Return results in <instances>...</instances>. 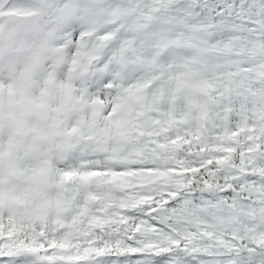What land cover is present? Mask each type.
Segmentation results:
<instances>
[{"label":"snow or ice","instance_id":"6c2138e0","mask_svg":"<svg viewBox=\"0 0 264 264\" xmlns=\"http://www.w3.org/2000/svg\"><path fill=\"white\" fill-rule=\"evenodd\" d=\"M0 264H264V0H0Z\"/></svg>","mask_w":264,"mask_h":264}]
</instances>
